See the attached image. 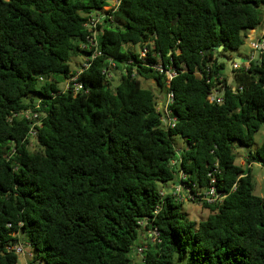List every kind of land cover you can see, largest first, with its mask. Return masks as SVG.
I'll return each mask as SVG.
<instances>
[{
	"label": "trees",
	"instance_id": "trees-1",
	"mask_svg": "<svg viewBox=\"0 0 264 264\" xmlns=\"http://www.w3.org/2000/svg\"><path fill=\"white\" fill-rule=\"evenodd\" d=\"M107 3L0 0V264H17L21 242L34 264H264V196L250 167L264 169V139L251 149L264 124V49L230 83L216 59L261 24L264 0H120L99 33L102 55L79 75L87 92L73 95L60 88L75 72L68 60L86 56L84 24ZM108 58L115 85L102 73ZM140 78L172 93V127ZM212 88L221 101L209 100ZM29 109L39 126L20 116ZM172 136L185 141L177 154ZM179 170L192 191L213 178L223 195L202 204L198 224L161 195ZM144 218L160 241L136 261Z\"/></svg>",
	"mask_w": 264,
	"mask_h": 264
},
{
	"label": "built area",
	"instance_id": "built-area-1",
	"mask_svg": "<svg viewBox=\"0 0 264 264\" xmlns=\"http://www.w3.org/2000/svg\"><path fill=\"white\" fill-rule=\"evenodd\" d=\"M120 3V0H108V3L102 7V9L93 10L88 14L87 20L84 24L85 28L87 29V36L85 38V41L81 42L79 44V48L82 50H85L87 52L85 59L83 62L79 65L78 69L74 72V74L66 81V83L63 85L62 89L70 90L73 95L77 94L78 92L86 93L87 89L83 85L81 81H79V75L86 69L90 67L92 62L94 60H97L101 55L102 52L99 50L98 47V37L99 33L102 30V27L109 21H112L113 13L117 10L118 5ZM264 46V39H260L259 41H255L251 43V52L249 54V57L247 58V65L249 64V61L254 60V53L259 48ZM146 48H143L139 51V56L143 57L145 56ZM240 65L239 63H234L233 68H238ZM155 69L159 70L160 72L163 71L162 65H155ZM115 69V62L112 58H108L106 60V64L102 68V73L105 75L107 79H111L113 74L112 70ZM165 74L170 80L172 76L175 74L174 70L172 68L165 71ZM220 92H218L215 88H212V92L209 95L210 101H221L219 98ZM172 93L166 92L165 95V101L164 103L160 104V106L163 109L162 114V121L164 123L165 127H172L175 122V118L170 115V111L168 110L167 106L172 101ZM36 107V106H35ZM21 117H24L28 120H30L33 124V126H39L41 115L33 110L29 109L26 111L21 112ZM178 162L177 160H173L172 163ZM186 174H184L181 170L178 171L177 180L172 183L171 189L169 191V194L173 196V198L178 201L182 202L184 200H190L193 202H198L199 204H219L222 201L223 195H221L219 192H217L215 186H214V180L211 178L210 183L206 188L203 189H194L193 191L190 188L189 185L186 183H183L182 181H185ZM164 192H161V195H164ZM158 212V207L155 208L153 211V214H156ZM137 224L144 230L145 226L148 224L147 218L138 220ZM146 230L147 234V242L151 244L159 243V231L155 227H149ZM15 252L21 253L23 252V246L21 243L15 244L13 246ZM138 254H142L146 247L141 245H135L133 247ZM26 254L31 257L32 253L29 248H27ZM28 264H34V263H28Z\"/></svg>",
	"mask_w": 264,
	"mask_h": 264
},
{
	"label": "rangeland",
	"instance_id": "rangeland-1",
	"mask_svg": "<svg viewBox=\"0 0 264 264\" xmlns=\"http://www.w3.org/2000/svg\"><path fill=\"white\" fill-rule=\"evenodd\" d=\"M261 15H262V22L261 24L255 28L254 34L253 35H248L246 33V36L244 37V41L243 44L237 49V51L242 57H243V61H241V63H244L247 58L249 57L250 54V45L253 41H257L258 39H263L262 37L259 38L260 33L262 31V29L264 28V6L261 8ZM135 50H139L138 46H134ZM231 54L232 52H228V54ZM85 59V55L83 53H77V54H71L70 58L68 60L69 65H70V69L71 71H76L79 67V65L83 62V60ZM228 69V67H227ZM112 78H111V83L112 84H117L119 81V77H120V72L119 69H113L112 70ZM141 81V85L144 88H148L151 89L154 94L157 96V102H158V109L159 111L163 114V109L160 106V102H162V104L165 101V91L161 92L157 86V84L155 83V81L151 78H140ZM63 87V84L60 85V88ZM33 98H37L35 94H32ZM264 139V124L260 127V129L254 134V143L251 147V149H255L256 147H258L260 145V143L263 141ZM172 144H173V148L176 152V154L178 153V151L180 149H182L183 147H185V141L183 138H181L180 136H172ZM32 143L30 144V150H33L35 148L33 140L31 141ZM245 151L242 149H236V163L237 164H241L243 167H245L246 164V160H247V155L246 153H244ZM251 172L253 174L254 177V183H255V188H254V193L256 195L259 196H264V169H262V167L256 165V164H251ZM173 181H168L165 184H161L160 188L162 189V191L164 193H169L171 186H172ZM180 205V212L183 215H186V217L193 221L194 223L198 224L200 221L206 219V217L208 216V209L203 208L202 204H199L198 202H193L190 200H184ZM147 234H146V230H141L140 231V235L138 237V240L136 241V245H141L144 247H147ZM23 248V252L18 253L17 256V264H28L30 261V257L26 254L27 252V248H29L27 246V244H24V242H21ZM131 257H133L134 260L139 261L140 259H142L143 257V253L142 254H138V252L133 248L132 253L130 254ZM176 264H185L184 260L182 261H178Z\"/></svg>",
	"mask_w": 264,
	"mask_h": 264
},
{
	"label": "water",
	"instance_id": "water-1",
	"mask_svg": "<svg viewBox=\"0 0 264 264\" xmlns=\"http://www.w3.org/2000/svg\"><path fill=\"white\" fill-rule=\"evenodd\" d=\"M178 19V16L173 20V23L176 22ZM222 46H219L217 48V53H216V59H217V62L220 63V62H223L225 64H227V67H228V70H229V73H230V76H229V79L231 80L232 79V71H233V64L234 63H239L240 65H242L243 63H241L240 59L238 58V60L236 61L234 58H226L224 56H220L219 55V51L221 50ZM264 49V46H262L261 48H259L257 51H255L254 53V61L256 62H259V59H258V54L259 52H261L262 50ZM232 53L236 54L235 51H232ZM230 83V82H228ZM220 94H223V92H220Z\"/></svg>",
	"mask_w": 264,
	"mask_h": 264
},
{
	"label": "crops",
	"instance_id": "crops-1",
	"mask_svg": "<svg viewBox=\"0 0 264 264\" xmlns=\"http://www.w3.org/2000/svg\"><path fill=\"white\" fill-rule=\"evenodd\" d=\"M254 31H255V29H253V30H250V31H248V35L250 36V35H253L254 34ZM264 33V28L262 29V31H261V33H260V36H259V38L260 37H262V34ZM257 41H259V39L257 40ZM253 42H255V41H253ZM250 48H251V45H250ZM250 52H251V50H250ZM224 57H226V58H234L236 61L238 60V58L240 59V61H243L244 59H243V57L238 53V52H236V54H234V53H225L224 55H223ZM242 65H247V60L242 64ZM221 74L222 75H224V76H227V78H228V82H231V80L229 79V76H230V73H229V70L227 69V64H226V69L225 70H222L221 71ZM160 104H161V102H160ZM256 165H258V164H256Z\"/></svg>",
	"mask_w": 264,
	"mask_h": 264
}]
</instances>
